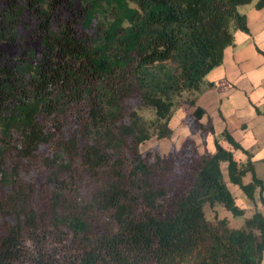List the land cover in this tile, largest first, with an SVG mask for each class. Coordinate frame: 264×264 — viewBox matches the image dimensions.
I'll return each mask as SVG.
<instances>
[{"label": "trees", "instance_id": "trees-1", "mask_svg": "<svg viewBox=\"0 0 264 264\" xmlns=\"http://www.w3.org/2000/svg\"><path fill=\"white\" fill-rule=\"evenodd\" d=\"M264 0H0V264H262L264 212L238 227L261 182L249 152L235 160L214 138L161 153L181 105H196L234 31L240 6ZM246 172L253 174L242 182Z\"/></svg>", "mask_w": 264, "mask_h": 264}, {"label": "crops", "instance_id": "crops-1", "mask_svg": "<svg viewBox=\"0 0 264 264\" xmlns=\"http://www.w3.org/2000/svg\"><path fill=\"white\" fill-rule=\"evenodd\" d=\"M251 4L247 11L239 8L246 15L248 32L234 31L233 43L224 48L222 62L205 75V80L212 83L211 87L204 89L196 99V105L206 112L200 121L204 123L209 117L213 132L203 133L201 138L196 131L190 132L185 119L194 106L181 105L169 119L171 136L155 139L153 144L161 153H167L171 148H179L181 140L191 135L195 138L198 152H212L215 148L214 138L217 137L221 146L232 151L236 161L244 162L248 155L221 137L222 132L227 131L249 152L253 174L261 182L252 199L246 197L237 184L229 181L225 164L222 163L226 185L235 203L244 209L243 216H232L218 205L213 207L218 216H225L234 227L241 225L244 217L254 211L264 212V6L255 8L253 2L246 5ZM173 139L176 140L175 144ZM253 174L246 172L242 182L248 183Z\"/></svg>", "mask_w": 264, "mask_h": 264}, {"label": "rangeland", "instance_id": "rangeland-1", "mask_svg": "<svg viewBox=\"0 0 264 264\" xmlns=\"http://www.w3.org/2000/svg\"><path fill=\"white\" fill-rule=\"evenodd\" d=\"M252 6L251 5H243V6H240V9L241 11H247V9ZM21 44H25V45H32V46H35V43H28L26 41V39H23L21 38L19 41L17 42H0V52H3L4 54L8 55V56H13V55H16L19 50H20V45ZM186 119L185 121L188 123L189 127H190V132H195L196 131V134L199 138H201L200 136L203 134L201 133L199 130L195 129L194 128V122H192L193 120L190 118L189 119V113L188 115H186ZM191 138V140H193V142L195 143V146L197 148V145H196V141H195V138L191 135H188L186 137H184L182 140H181V143H180V146L182 145V142L184 141L185 138ZM175 139V138H174ZM173 139V144H175L176 140ZM177 139V138H176ZM155 143V138H151L143 143L140 144V150L141 151H144L152 146H154L153 144ZM162 144V143H161ZM165 144L168 145V142L165 141ZM179 146V147H180ZM162 148L164 149V147L162 146ZM198 151V150H197ZM216 209H213V208H208L207 206L205 207V212H206V215L211 218L212 216V213L215 212ZM222 211V209H220Z\"/></svg>", "mask_w": 264, "mask_h": 264}]
</instances>
